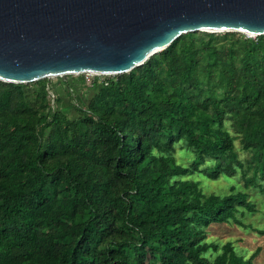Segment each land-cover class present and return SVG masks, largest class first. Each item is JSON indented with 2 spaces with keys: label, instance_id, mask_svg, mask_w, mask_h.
<instances>
[{
  "label": "trees",
  "instance_id": "1",
  "mask_svg": "<svg viewBox=\"0 0 264 264\" xmlns=\"http://www.w3.org/2000/svg\"><path fill=\"white\" fill-rule=\"evenodd\" d=\"M59 80L0 81V264H253L208 230L264 236V35L182 34L87 102Z\"/></svg>",
  "mask_w": 264,
  "mask_h": 264
},
{
  "label": "water",
  "instance_id": "2",
  "mask_svg": "<svg viewBox=\"0 0 264 264\" xmlns=\"http://www.w3.org/2000/svg\"><path fill=\"white\" fill-rule=\"evenodd\" d=\"M264 35V0H0V81L141 66L182 34Z\"/></svg>",
  "mask_w": 264,
  "mask_h": 264
},
{
  "label": "rangeland",
  "instance_id": "3",
  "mask_svg": "<svg viewBox=\"0 0 264 264\" xmlns=\"http://www.w3.org/2000/svg\"><path fill=\"white\" fill-rule=\"evenodd\" d=\"M224 32H220L217 34H222ZM236 33V32H235ZM245 35V34H244ZM248 37L247 35H245ZM254 38V37H251ZM115 75H102L99 77H87L86 75H69L65 78H62L63 81H67L69 83V88L73 94L76 95V99L73 100L74 104H76L77 99H82L84 102H87L94 94L93 90V82H103L105 78L114 77ZM50 84L54 87V89L58 90L59 85L61 84L59 78H50L48 79ZM66 87V86H65ZM60 107L63 109H67L70 113L75 116V111L73 109L72 103L68 101L65 95H62V101L60 103ZM186 151L177 150L176 157L179 162L185 163L188 161V157L185 156ZM202 188L205 193H216V194H225L228 192L230 184L228 181L223 179H218L217 181H211L208 179H204L202 183ZM258 203V208H259ZM264 211V210H263ZM262 211V212H263ZM260 212V213H262ZM260 214L257 213L253 215L251 218H247L246 223L253 222V225L259 229H263V222L259 219ZM209 237L211 239H216L221 243L226 241H232L239 249H245V256L248 257L251 252H253L258 246L261 248L257 258L253 262V264H264V236L257 234L254 231H242L241 229H237L231 223L228 225L223 224H213L209 228Z\"/></svg>",
  "mask_w": 264,
  "mask_h": 264
},
{
  "label": "built area",
  "instance_id": "4",
  "mask_svg": "<svg viewBox=\"0 0 264 264\" xmlns=\"http://www.w3.org/2000/svg\"><path fill=\"white\" fill-rule=\"evenodd\" d=\"M80 75H86L87 77H99V76H102L100 74H93V73H84V74H80ZM54 101H55V96H54V94L50 93V104H51V106L54 105Z\"/></svg>",
  "mask_w": 264,
  "mask_h": 264
}]
</instances>
